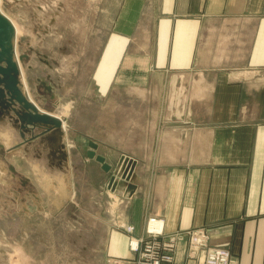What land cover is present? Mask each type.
Returning <instances> with one entry per match:
<instances>
[{
    "label": "rangeland",
    "instance_id": "374dc122",
    "mask_svg": "<svg viewBox=\"0 0 264 264\" xmlns=\"http://www.w3.org/2000/svg\"><path fill=\"white\" fill-rule=\"evenodd\" d=\"M155 1L1 0L20 31L17 52L28 95L64 122L71 170L65 182L57 167L38 158L41 176L22 148L7 151L9 137L0 131V264L121 260L107 254V219L135 194L139 158L132 155L146 128L140 122L160 113L149 103L172 96L139 91L138 76L155 66V47L148 45ZM91 142L108 172L88 158Z\"/></svg>",
    "mask_w": 264,
    "mask_h": 264
},
{
    "label": "crops",
    "instance_id": "0c3cea01",
    "mask_svg": "<svg viewBox=\"0 0 264 264\" xmlns=\"http://www.w3.org/2000/svg\"><path fill=\"white\" fill-rule=\"evenodd\" d=\"M151 44L155 66L139 91L171 101L156 97L160 113L140 122L136 190L107 219V254L134 264L131 237L156 218L164 233H184L173 264H197L187 232L198 228L237 264H264V0H156Z\"/></svg>",
    "mask_w": 264,
    "mask_h": 264
},
{
    "label": "water",
    "instance_id": "95a60500",
    "mask_svg": "<svg viewBox=\"0 0 264 264\" xmlns=\"http://www.w3.org/2000/svg\"><path fill=\"white\" fill-rule=\"evenodd\" d=\"M0 131L9 137L7 151L22 148L29 162L45 159L50 168H58L65 182L69 180L70 154L65 143L67 134L63 120L42 110L29 97L17 57L16 28L1 8ZM90 147L93 150L88 151V158L95 159L108 172L110 165L104 157L96 154L97 145L91 142Z\"/></svg>",
    "mask_w": 264,
    "mask_h": 264
},
{
    "label": "built area",
    "instance_id": "2783aa9c",
    "mask_svg": "<svg viewBox=\"0 0 264 264\" xmlns=\"http://www.w3.org/2000/svg\"><path fill=\"white\" fill-rule=\"evenodd\" d=\"M121 228L133 235L135 228L121 224ZM145 237H131L130 250L137 254L134 264H173L175 251L184 239V233L166 234L156 218L148 221ZM191 258L197 259V264H237L230 250L210 245V234L204 228L187 232ZM203 256V258H202Z\"/></svg>",
    "mask_w": 264,
    "mask_h": 264
},
{
    "label": "bare ground",
    "instance_id": "6f19581e",
    "mask_svg": "<svg viewBox=\"0 0 264 264\" xmlns=\"http://www.w3.org/2000/svg\"><path fill=\"white\" fill-rule=\"evenodd\" d=\"M0 2H1V0H0ZM0 8H1V6H0ZM1 10H2V8H1ZM3 12V11H2ZM4 13V12H3ZM5 14V13H4ZM6 15V14H5ZM7 16V15H6ZM10 18V17H9ZM11 19V18H10ZM11 21H12V19H11ZM13 22V21H12ZM13 24H14V26H15V28H16V33H17V38H18V35H20V31H19V29H18V26H17V24L15 23V22H13ZM17 57H18V60H19V56H18V52H17ZM19 62H20V60H19ZM20 65H21V63H20ZM21 68H22V66H21ZM22 73H23V78H24V72H23V70H22ZM24 84H25V78H24ZM25 86H26V84H25ZM29 97L31 98V96L29 95ZM32 100H33V98H31ZM34 101V100H33ZM38 105V104H37ZM64 123V122H63ZM8 136V135H7ZM4 146V145H3Z\"/></svg>",
    "mask_w": 264,
    "mask_h": 264
}]
</instances>
